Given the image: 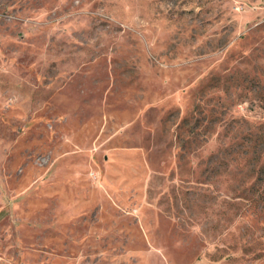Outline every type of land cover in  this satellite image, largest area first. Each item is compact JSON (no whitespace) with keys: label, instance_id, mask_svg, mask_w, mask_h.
<instances>
[{"label":"rangeland","instance_id":"rangeland-1","mask_svg":"<svg viewBox=\"0 0 264 264\" xmlns=\"http://www.w3.org/2000/svg\"><path fill=\"white\" fill-rule=\"evenodd\" d=\"M259 137L264 0H0V264H264Z\"/></svg>","mask_w":264,"mask_h":264},{"label":"trees","instance_id":"trees-1","mask_svg":"<svg viewBox=\"0 0 264 264\" xmlns=\"http://www.w3.org/2000/svg\"><path fill=\"white\" fill-rule=\"evenodd\" d=\"M260 138V137H259ZM257 142H261L264 145V139L261 137L260 139H257ZM253 152H254V158L258 159V167H257V173L258 176L264 179V160L262 161V155H263V148L257 144L256 141L253 144ZM264 147V146H263Z\"/></svg>","mask_w":264,"mask_h":264}]
</instances>
